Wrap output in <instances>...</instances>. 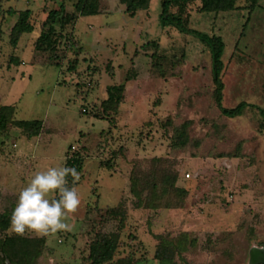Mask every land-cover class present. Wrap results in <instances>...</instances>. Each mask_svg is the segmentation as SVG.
<instances>
[{
    "label": "rangeland",
    "instance_id": "1",
    "mask_svg": "<svg viewBox=\"0 0 264 264\" xmlns=\"http://www.w3.org/2000/svg\"><path fill=\"white\" fill-rule=\"evenodd\" d=\"M76 1L0 0V107H13L17 121L42 123L31 139L16 128L0 133V215L13 211L34 172L63 167L71 157L82 163L72 183L81 202L66 221L72 231L18 235L9 226L0 239L43 238L33 264H88L96 236L117 232L113 261L248 264L250 249L264 248V0L252 12L198 13L197 3L182 7L180 0L169 9L188 14L190 29L223 40L222 105L255 107L235 119L215 106L207 48L160 26L161 0L134 18L120 0H100V14L79 17L57 38L56 52L37 50L47 13H71ZM27 10L33 31L13 46L11 29ZM153 55L163 78L152 69ZM115 85H124V101L107 114L101 105ZM187 122V144L175 147ZM164 176L187 195L170 188L162 195ZM131 177L157 209L133 208ZM113 208L125 210L122 230L107 214Z\"/></svg>",
    "mask_w": 264,
    "mask_h": 264
},
{
    "label": "trees",
    "instance_id": "2",
    "mask_svg": "<svg viewBox=\"0 0 264 264\" xmlns=\"http://www.w3.org/2000/svg\"><path fill=\"white\" fill-rule=\"evenodd\" d=\"M175 0L160 1L159 24L163 28H172L180 34L192 36L196 38L202 46L207 48L211 59V76L214 86L213 100L217 110L222 117L227 119H235L241 117L246 109L255 108L244 102L239 103L232 109L223 107V90L224 84L221 79L224 65L222 56L225 44L221 37L208 36L205 33L198 32L189 28V17L186 13H170L169 9ZM243 1V6H238V2ZM259 0H180L182 7H186L190 3H197V12L206 14H218L232 12L240 8H246L252 12L258 5ZM120 4L124 6V12L131 18H134L140 11L148 9L150 0H120ZM100 14V0H77L73 6L71 13L66 12L64 7L52 10L47 13L45 21L41 25V32L36 40L35 48L43 52H56L58 41L67 28H73L79 17H91ZM30 11L20 12L18 19L11 29L9 38L13 46H16L23 34L31 33L33 26L30 24ZM157 63L152 65V69L160 71V78H163L159 57L153 55L151 57ZM74 63L68 68L69 71L74 70ZM127 79L126 81H129ZM125 87L124 85L109 86L106 89V100L102 103L103 112H117L120 105L124 101ZM261 123L260 128L264 129V110L258 109ZM189 122L181 126L180 134L174 140V146L183 148L187 144V126ZM9 128H16L23 132L27 139L37 137L42 130V123L39 121H17L14 119V108L10 106L0 107V133L6 132ZM65 166L75 167L77 172L82 170V163L78 157H71L66 161ZM68 187H72L73 178L69 176ZM176 178L164 176L159 185H161L162 195L168 194L169 188L173 193L186 196L187 192L175 187ZM158 184L153 183L151 189L158 193ZM130 195L133 197V208L135 209H157L154 205H149L150 198L144 195L146 189L140 187L139 179L130 178ZM121 209V208H120ZM12 212L0 215V231H6L10 226V215ZM108 216L120 219V229L123 228V218L125 210L119 208L109 209ZM119 232L110 235H97L88 246V256L86 258L88 264H135L130 257L119 258L113 261L114 255L119 246ZM45 246L43 238L25 239L21 237H5L0 239V264H33L40 256Z\"/></svg>",
    "mask_w": 264,
    "mask_h": 264
},
{
    "label": "clouds",
    "instance_id": "3",
    "mask_svg": "<svg viewBox=\"0 0 264 264\" xmlns=\"http://www.w3.org/2000/svg\"><path fill=\"white\" fill-rule=\"evenodd\" d=\"M69 176L79 178L75 167H49L34 172L18 193L10 215V231L18 235L72 231V225L66 221L77 212L81 201L77 189L68 187Z\"/></svg>",
    "mask_w": 264,
    "mask_h": 264
},
{
    "label": "water",
    "instance_id": "4",
    "mask_svg": "<svg viewBox=\"0 0 264 264\" xmlns=\"http://www.w3.org/2000/svg\"><path fill=\"white\" fill-rule=\"evenodd\" d=\"M263 253V251L258 250L256 248H252L249 251V255H250V260H249V264H258L254 259L255 256H260Z\"/></svg>",
    "mask_w": 264,
    "mask_h": 264
},
{
    "label": "flooded vegetation",
    "instance_id": "5",
    "mask_svg": "<svg viewBox=\"0 0 264 264\" xmlns=\"http://www.w3.org/2000/svg\"><path fill=\"white\" fill-rule=\"evenodd\" d=\"M252 248H256L258 250H261L263 251V253L260 255V256H255V261L258 263V264H264V248H258V247H252ZM251 248V249H252ZM249 260H250V255L248 254V264H249Z\"/></svg>",
    "mask_w": 264,
    "mask_h": 264
}]
</instances>
